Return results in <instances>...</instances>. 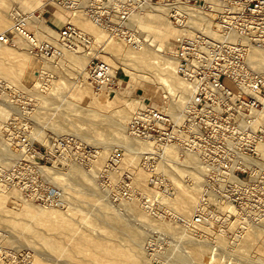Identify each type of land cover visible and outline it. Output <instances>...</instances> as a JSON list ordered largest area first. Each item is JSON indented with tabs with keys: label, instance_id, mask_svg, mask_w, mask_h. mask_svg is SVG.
<instances>
[{
	"label": "rangeland",
	"instance_id": "obj_1",
	"mask_svg": "<svg viewBox=\"0 0 264 264\" xmlns=\"http://www.w3.org/2000/svg\"><path fill=\"white\" fill-rule=\"evenodd\" d=\"M27 7L29 10H27ZM16 9H19L24 17H27L34 12L35 15L42 20V30L44 33L53 38H56V34H58L59 31L70 21L79 30L93 39L94 45L92 49L87 52V59L93 57L97 52L102 56L100 60L106 61L108 58L107 64L111 63L110 65L113 70L118 71V81L115 90H111V92H108L107 90L97 91L91 84L87 74L86 68L88 66V61L86 62L87 64L85 63V68H82L79 59H77V63H74L69 60V57H67L72 55L75 58V56L79 55L84 59L83 55L80 53H70V50L68 51L67 49L63 51V54H66V56L58 55L54 52L53 56L48 57L47 60L44 61L45 58L33 57V55L29 53L27 46L24 47L19 45L18 41L13 45H2L3 49L7 51L5 53H0V82L4 84V88L0 91V108H6L7 110L5 111L7 114L0 116V166H3L6 171H10L17 165L16 159H18L19 153L12 143L10 144L14 149L12 150L13 153L10 155L4 154L8 147L6 146L3 132L4 124L9 121L10 118L16 116L17 119L26 120L30 127L29 132L35 142L34 145L38 150L43 151L44 153L48 152L49 148L52 146V142L57 137L74 136L78 141H81V144L85 147L84 155L77 150L76 147L67 143L65 145L63 144L64 146L58 149L57 154H63V156L68 157V159H65V161L60 159V163L57 165L52 163L48 164L47 168L59 169L58 172L61 171L59 173H62L64 178V175H67L69 170H71V166H78L79 170L83 171V173L86 172V174H89L90 170H93L91 171L92 173L90 172L93 175L90 176V174H87V176H89L92 181L95 178L93 185L95 184L98 190L96 193H87L85 189H83L85 187L78 188V186L70 182L68 177H66V180L61 177V179L64 180L62 182L63 184L65 182L67 183L68 178V184L65 183L62 185L60 184L61 181L57 184L58 182L55 183L52 176H47V174L46 176H39L38 173L27 167L18 166L17 173L21 180L35 191L42 193L47 190V185L49 184L55 188L57 186V189L62 190L65 196V205L58 208L53 207L56 208V210L51 211L50 213L69 214L71 216H69L70 218H67L65 222L52 216L37 218L35 221L36 234H33L31 233L32 228H27L31 217L33 216V211L29 207L24 206L21 202L7 200V194L3 193L2 189H0V264H59V261L61 262L60 264H63V260L67 257L66 255H68L69 252H72V247L84 248L77 252L79 257H91L94 253L88 251V247L85 248V245H78V236L76 232H85V234L91 235L95 238L113 234L118 243L121 245H129L133 240L131 231L134 229H139L140 231L145 230L143 231L145 236L141 244V251L147 254L150 259L153 258L151 264H168L169 262L171 264L177 258L180 261L179 264H200L201 262L196 261L194 258L190 245L187 246L189 238L182 235L183 227H185L186 224L181 222L178 209L173 208L171 204H166V201L159 202L158 199L155 198L156 195H154L155 191L163 194L165 193L167 195H165V200H167L166 197H168L169 203L173 198L177 197L180 192H182V187L184 185L183 181L185 180L183 178L182 180L180 176L177 175V172L172 170H158L157 164H159V161L154 165L155 169L157 168V171L153 172L151 167L149 168L148 165H146L145 155L138 159H134L124 147L122 148V146L119 145L120 148L118 146L116 143L118 141V136L102 126V121L105 118L110 116L112 118L116 117L115 114L119 112L121 106L126 105V103L137 107L138 105L145 103L146 106L157 109L168 107L169 99H163V96L166 95L165 89L158 83L156 77H136L135 72H137L138 69L131 61H127L130 70L126 73L125 69L121 66V64L124 63L123 60L125 59V54L123 53L115 58L111 53V50H109V47L122 46L124 47L123 50L126 51L130 49V45L117 39H109L108 32L95 25L92 18L87 16L85 12L80 11L78 13H72L66 8H62L55 3H46L44 0H0V19L3 18L6 21L5 27L0 28V34L12 28L14 22L10 15L16 13ZM48 10H51L55 14V17L53 14L47 13ZM74 14H76L75 19L72 21ZM85 21L94 25L95 28L98 29V32L96 34L85 32L81 26V23ZM24 23L29 31L41 40H44L45 42L47 41L55 51L57 50L55 44L36 34L35 27L31 24L30 20H25ZM169 23L171 22L169 21ZM171 26L174 29L172 23ZM52 32H55V36H53ZM177 35L178 34H173L174 37L171 36L170 46L167 45L166 47L167 54L169 53L173 40ZM44 66L45 68H42ZM82 71L85 72L83 73ZM20 95L24 97L22 107L27 109V114L21 113V105L18 106L14 102V98H17ZM10 106L12 108H10ZM87 112L89 114H87ZM90 113L99 117V119L102 120H100L101 123H98L97 125L94 124L95 126L92 124L91 126V123L85 120V115H90ZM116 115H118V113ZM132 117L134 118V116H131V119L125 123L126 129L124 131L126 132H128L127 127L132 121ZM99 124L101 125L99 126ZM36 130H38V132ZM75 130L77 131V134ZM36 132L43 133L45 136H52L53 141H50L51 143L49 142L47 144L42 143L37 139ZM64 132H68L69 134H64ZM70 133H72V135ZM85 135L88 137L85 138ZM14 153L16 156H13ZM114 153L120 155L121 161L118 165L111 167V165H109L110 159ZM182 156H184L183 153H181V157ZM5 157L9 158L4 159ZM1 159H3V161ZM74 159L76 160L73 161ZM7 161H9L10 164ZM138 171H143L147 175L145 182L140 185L135 183V177ZM153 177H160L162 179V184L164 186H162L161 189H156L150 184ZM125 178L130 181L129 183H131L133 187L134 196L131 199H128L130 201L119 199L116 193ZM48 179L50 181H48ZM180 185L181 187H179ZM72 186H76V188L73 187L74 189H72ZM9 188H15V190L21 192L16 187H6L4 189L6 190L5 192H7V190L9 191ZM201 189L202 187L199 188L200 191L198 190L199 192L197 191L196 193L197 200L200 199ZM21 195L27 200V202H32L37 208H42V210L46 211L52 210V207L42 206L40 205L41 203L26 197L23 193H21ZM102 196H104L103 198L106 199V201ZM147 196L153 202V210L150 206L145 205V199L148 198ZM99 197L107 204L99 201ZM107 200L108 202L111 201L110 204L113 205V207H111ZM131 200L133 202H138L139 204L141 203L142 207L143 205L147 206V208L149 207L151 211L154 214H158L160 218L155 217V219H153L154 217L152 218L150 216V220L148 219L146 222L139 221L142 223V225H140V223L135 220V211L128 208L129 206L130 208L132 207L131 204L133 202ZM127 204L130 205L125 207ZM66 205L68 209H65ZM103 205L107 206L109 212L117 217L116 221L110 219V217H105L102 214ZM123 205L125 206L123 207ZM195 210L196 208L191 212L193 216ZM119 213L120 215H118ZM121 213L124 215L125 220H123ZM193 216H190L189 218L190 224L192 223ZM158 218L160 220H157ZM133 219L135 221H131ZM235 220L236 216L234 215L231 223L228 225L230 228H227L229 232L226 231L227 233L225 232V235H223V237L231 244L235 242L233 240L235 239V231H241L245 234L244 229H241L243 227L239 225L232 226ZM159 221L161 222L159 223ZM162 222L166 224H163ZM132 223L134 225L138 223L136 228ZM161 223L166 226H163L165 227L164 229L160 226ZM169 227H171L170 229L172 231ZM173 227H176L175 230L177 229L176 231H179V234L172 229ZM191 227H194V224ZM257 228L260 230L258 229L259 232L257 230V239L254 240V243L252 242V247L247 249L242 242L237 243L238 241H236L235 244L237 243V247L235 250L238 252L233 254H224V252L217 251L215 248L213 249V254H217V256H215V260L209 264H264V228L263 225H259ZM173 231L176 233V236ZM211 231L218 235H220L221 232L219 228L214 229L212 226ZM55 235H59V238L56 239V237H54ZM10 236H12V240L16 238L14 240L15 243H10V241H12ZM221 236H219V238H222ZM56 240H58V248L54 249ZM51 243V246L48 245ZM12 244H17L16 246L19 248L12 246ZM65 244H69L70 246L69 251H67L66 254L63 252ZM149 244H151V247H149ZM177 245H179V247ZM36 250L42 252L40 253L41 257H38L39 255L37 254V256L34 253ZM155 258L157 260H155ZM192 260H194V262ZM71 264L81 263L73 261ZM201 264H208V262Z\"/></svg>",
	"mask_w": 264,
	"mask_h": 264
},
{
	"label": "built area",
	"instance_id": "obj_2",
	"mask_svg": "<svg viewBox=\"0 0 264 264\" xmlns=\"http://www.w3.org/2000/svg\"><path fill=\"white\" fill-rule=\"evenodd\" d=\"M62 8H80L87 16L104 27L109 36L137 47L140 42L130 28L131 17L145 6L161 7L170 22L181 30L173 40L169 57L177 74L193 90L182 123L176 124L163 109L148 107L128 124L129 133L153 144L145 155L148 167L154 171L159 155L169 146L182 152H193L202 165L203 186L195 210L194 225H211L227 230L234 215L219 205V198L235 206L241 213V227L264 218V65L255 58L264 52V0H44ZM13 27L0 35V44L13 45L24 41L35 57L53 56L54 48L40 41L28 30L25 21L13 13ZM59 42L75 53L92 49L93 39L71 24L58 33ZM91 84L97 91L115 90L118 71L94 57L87 67ZM4 84L0 82V91ZM22 95L14 98L22 107ZM164 100L168 98L164 95ZM22 107L21 113L27 114ZM4 137L18 150L13 170L0 166V189L16 187L26 197L42 206L63 207L64 192L52 185L42 193L24 183L17 167L46 176L48 164L57 165L58 149L66 143L83 155L85 147L74 136L57 137L48 152L40 151L26 120L16 116L4 126ZM64 144V145H63ZM74 159L73 161H75ZM114 153L111 167L120 163ZM124 179L116 191L119 199L134 196L132 184ZM150 184L161 189L162 179L153 177ZM152 201L145 205L152 209ZM227 219V220H226ZM237 221V217L235 222ZM234 222V223H235ZM151 247V244H149Z\"/></svg>",
	"mask_w": 264,
	"mask_h": 264
},
{
	"label": "bare ground",
	"instance_id": "obj_3",
	"mask_svg": "<svg viewBox=\"0 0 264 264\" xmlns=\"http://www.w3.org/2000/svg\"><path fill=\"white\" fill-rule=\"evenodd\" d=\"M27 10H29L28 7H27ZM67 10L72 12V13H78L80 11H83L80 8H73V9H67ZM15 11L17 12L18 15H21L23 17L24 21L25 20L31 21V24L35 27L36 34L38 36H40L41 38H46L49 42L56 45V47H57L56 53L58 55L66 56V54H63V51L67 50V48H65L59 42V35L56 34V38H53V37L46 35V33H44V31L42 30L43 25H42V20L40 17H37L34 12H32L29 16L24 17L21 14V12L19 11V9H16ZM75 15L76 14L73 15L72 21L75 19ZM11 16L13 18L15 16V14L12 13L10 15V17ZM167 19L168 18L165 14V11L161 7H159V6H145V7H143L139 12L135 13L131 17V20H130V28L132 29L133 33L135 34L137 40H139V42H140L139 46H137V47L130 46V49H128L126 51L123 50L124 47H122V46L121 47L113 46L111 48L109 47V50H111V53L115 56V58L119 57L123 53L125 54V57H124L125 59L123 60L124 63H122L121 66L125 69L126 73H128V71L130 70V68L127 64V61H131L137 66V69H138V71L135 72L136 77H140V78L141 77H146V78H155L156 77L157 78L158 83L165 89V92H166L165 96L169 99L168 100L169 106L168 107H162V109L171 115V117L173 118V120L176 124H180L184 119L185 109L191 101V98L193 95V90L189 86V84H187L177 74L176 67H175L173 61L169 57V54L166 53L167 45L170 46L171 36H173V34L179 35L181 33V30L178 29L176 26H174V29H173V27L171 26V23H169L170 20L168 19L169 20L168 21ZM68 24L73 25L70 21L68 22ZM94 24L97 25L98 27H101L102 29H104V27L99 25L96 21H94ZM5 25H6V21L3 18H1L0 19V28L5 27ZM73 26L76 27L75 25H73ZM81 26L85 30V32H87V33L96 34L98 32V29H96L94 25H92L86 21L82 22ZM3 33L4 32H2L0 35H2ZM52 33H53V36H55V32H52ZM38 39L42 42H45L44 40H41L40 38H38ZM109 39H113V38H111V36H109ZM18 43H19V45L26 47V44L24 43V41L19 39ZM2 45L3 44H0V53L1 52L5 53L7 50L3 49ZM70 53H71V51H70ZM80 54L83 55L84 59L79 55L75 56V58L72 55L67 56V57H69L70 58L69 60L74 62V63H77V59H79L80 65H82V68H85L87 61H88V65H89L90 61L94 57H97L99 59H101V57H102L99 52L95 53V55L93 57L88 58V59H87V52L80 53ZM79 57H81V58H79ZM43 58H45V57H42V59ZM255 58L257 59V61H259L260 65H264V52H257ZM45 60H47V58H45L44 61ZM107 60H108V58L106 59V61H104L106 64H107ZM108 64L107 65L113 70V68L110 65L111 63H108ZM43 65H44V63H43ZM42 68H45V66ZM113 72L115 73L116 70H113ZM2 93H4V92H2ZM10 108H12V107L10 106ZM146 108H148V106H146L145 103L138 105V107L130 105L129 103H126V105L121 106V108L119 109V112L116 111L118 113V115H116L117 114L116 113L115 114L116 117H114V118H112L110 116L108 118H105L102 121L101 119H99V117L95 116L94 114H91L92 113V111H91L90 115H87V114H89L87 112V114L85 115V120L88 121L89 123H91V126H92V124H93V126H95L98 123H101V121H102L103 124L105 125L104 126L102 124V126L106 127L105 129L109 130L110 132H112L118 136V141L116 142L118 144V146L121 145L122 148L124 147L126 149V151L133 156L134 159H138L139 157H142L144 155L151 153L154 149V146L151 142L146 141V140H142V139L138 138L137 136H135L129 132L124 131L126 129L125 123H127L131 119V116H134V117L137 116L139 113H141V111H143ZM5 110H7V109L6 108L5 109L0 108V116H4L7 114V112ZM17 112H18V110H17ZM100 125L101 124H99V126ZM72 127H74V126H72ZM73 129H75V128H73ZM52 130H54V129H52ZM36 131L38 132V130H36ZM77 131H79V130H77ZM77 131H76V134H77ZM3 132H4V130H3ZM37 132H36V137L42 143L47 144L50 141L51 142L53 141L52 136H50V135L45 136V135H43V133H40L41 131L39 133H37ZM65 133L66 132H64V134ZM66 134H69V133L67 132ZM70 134L72 135V133H70ZM86 137H88V136L85 135V138ZM82 138H83V136H82ZM5 143H6V146L8 147V149H6L7 151L4 154H9V155L12 154L13 153L12 150H14V149L12 148L11 144L6 139H5ZM105 148H106V146H105ZM260 149L264 153V146H261ZM180 151L181 150L177 146H169V147L165 148L164 151L161 152V154L159 155V160H158L159 164H157V165H158V170L159 169L172 170L174 172H177V175H179L181 179L183 178L185 180V181H183L184 185L182 184L183 185L182 192L179 191L180 194H178L177 197L173 198L169 203H168V201H169L168 197H166L167 200H165V195H166L165 193L163 194L161 192L155 191L154 195H156L155 198L158 199L159 202H165L166 201L167 202L166 204H168V205L171 204V206H173V208L178 209L181 222L186 224V226L183 227L182 235L189 238V241H187V240H185V241L189 242V243H187V246L190 245L196 261H199L201 263H207L208 262V264L212 263L215 260V256H217V254L216 255L213 254V249H215V248H216L215 250L222 251V252H224V254L225 253H227V254L232 253L233 254L235 252H238L237 250H235V248L237 247V243H239V242H242L243 245L245 246V248H247V249L252 247L253 246L252 242L254 243V240L257 239L256 238L258 235L257 233L260 230L259 228H257V226L263 225V228H264V218L261 221L246 225L243 228H241V229H244L245 234L242 233L241 231H237V232L235 231V235H234L235 239H233V240L235 242L238 241L236 244H235V242H233L231 244L229 241H227L223 237V235H225L224 233L228 230H226V231L221 230L220 235H218V234H215L214 232L211 231V225H198V226L194 225V227H191L193 225V223H191L192 225L190 224L189 218H190V216H193L191 214L192 210L194 208H197V206L199 204V200H197V196H196L197 194L196 193L199 190V188H201L203 186L204 171H203L202 165L200 163V160H199V157L197 156V154H195L193 152H182V151L180 152ZM181 153H183V155H184L182 157H185V158L181 157ZM130 154H128V155H130ZM13 156H16L15 153ZM6 158L7 157H5L4 159H6ZM1 160L3 161V159H1ZM7 162L9 163V161H7ZM4 164H6V163H4ZM146 165H147V163H146ZM58 170L59 169H55V168H49V169L44 168L43 172L46 173L47 176L48 175L50 177L52 176L55 183L58 182L57 184H59L60 183L59 181H61L60 184L64 185L66 182L64 184L62 182L64 180H66V177H68L70 179V182L74 183L76 186H78V188L85 187L83 189H85V191L87 193H96L97 192L98 189H97L96 185L95 184L93 185V183L95 182L94 181L95 178L93 177L94 180L92 181L91 178L89 176H87L88 173L87 174H86V172L83 173V171L79 170L78 166H74V167L71 166V170H69V173L67 172L68 174L64 175L65 178L63 177L62 173L61 174L59 173L61 171L58 172ZM91 171H93V170H90V172ZM155 171H157V168L156 169L154 168L153 172H155ZM90 172H89L90 176L93 175V174H91L92 172L91 173ZM60 175H62V176H60ZM59 176H60V178H59ZM61 177H63L64 180H62ZM68 178H67L66 184H68V182H69ZM146 178H147V175L143 171H138L137 175L135 177V183L137 185L143 184L145 182ZM180 178H178V179H180ZM48 181H50V180L48 179ZM76 186H72V189L76 188ZM179 187H181V185ZM56 188H57V186H56ZM2 191H3V193L7 194V197H8L7 200H13V201L21 202L24 206L29 207L33 211V216L31 217V219L29 221L30 225L29 224L27 225L28 229L32 228L31 233H33V234L34 233L36 234L35 221L37 218H40V217L44 218V217L52 216V217H56L57 219L63 220L65 222V220H67V218H70L69 216H71L69 214L66 215V214H59V213H57V214L50 213L51 211L56 210V208H53V207H52V210H49V211L42 210V208L41 209L37 208L36 206H34V204H32V202H27V200H25V198H23V196L21 195V192L15 190V188L14 189L9 188V191L7 190V192H5L6 190H4V189H2ZM100 197L98 198L99 201H101V202H104V200L106 201V199L103 198L104 196H102V198L104 200L103 199L101 200ZM135 200H136V198H135ZM128 201H130V200H128ZM107 202H108V200H107ZM110 202H108V203L110 204ZM218 202H219V205L222 208H224L226 210V212H228L229 215H235L237 217V221L232 226H235L236 224H241L240 223L241 213L237 207L232 206L231 204L227 203L223 198H219ZM105 204H107V203H105ZM130 204H131V202H130ZM130 204H127V206H125L126 205L125 204V205H123V207L124 206L128 207V205H130ZM131 206H132L131 208H130V206L128 208L135 211L136 222L137 221L138 222L139 221L140 222H146V221H148L150 216L152 218L154 217L153 219H155V217L156 218L159 217V215L154 214L149 207L147 208V206L143 205V207H144L143 208L141 206V203L139 204L138 202H133L131 204ZM65 207H66L65 209H68L67 205ZM111 207H113V205H111ZM59 209H63V208H59ZM124 210H125V208H124ZM102 214L105 217H110V219H112V220H115V221L117 220V217L114 216L111 212H109V209L107 208V206L103 205ZM118 215H120V213ZM121 216L123 217V220H125L124 215H122V213H121ZM159 218L157 220H160ZM135 220L133 219L131 221H135ZM160 222L161 221H159V223ZM133 223H132V225H134ZM162 223L160 224V226H162V228L164 229L166 226L162 225ZM163 224H166V223H163ZM136 225H134L135 228H136ZM140 225H142V223H140ZM169 225H170V223H169ZM163 226H165V227H163ZM170 228L171 227H169V229ZM175 228L176 227H173L172 229L175 230ZM228 228H230V227H228ZM257 230H258V232H257ZM143 231H145V230H143ZM143 231H140L139 229L132 230L131 234H132L133 240H132L131 244H129V245H121L120 243H118V241L115 240V236L113 234H108L107 236H100V237L95 238V237H92L91 235L85 234V232H83V233L82 232L81 233L76 232V234L78 236L77 237L78 245H82V246L85 245V248L88 247V251H92L94 253V255L91 257L85 256V258H84V256L79 257L77 255V252L83 250L84 248L72 247L73 248L72 252H69V254L66 255L67 257L65 258V260H63V264H71L73 261H77L78 263H81V264L82 263L83 264H151L153 258L150 259L147 256V254H145L141 251V244H142V241H143L144 236H145V233ZM177 232L179 234V231H176V233ZM4 233H6V232H4ZM173 233H175V232L173 231ZM176 233H175V236H176ZM221 234H222V236H221ZM261 234H262V232H261ZM175 236H174V238H175ZM184 236H183V238L185 239ZM219 236H221L222 238H219ZM54 237H56V239H57V238H59V235H55ZM10 238H11V240L13 239L12 236H10ZM183 238H181V239H183ZM14 240H12V241L9 240V241H10V243L11 242L15 243ZM16 242H18V241H16ZM174 242H176V241H174ZM211 244H213V245H211ZM16 245L17 244H14V245L12 244V246H14V247ZM48 245L51 246L52 243L48 244ZM177 246L179 247V245H177ZM16 247H18V246H16ZM20 247H21V245H20ZM145 247H144V249H145ZM57 248H58V240H56L55 246H54V249H57ZM69 248H70L69 244H65V246L63 248V252L66 254L67 251H69ZM34 253L36 255L38 254L39 255V256L37 255L38 257H41L40 253H42V252H39L36 250ZM43 254H42V257H43ZM80 255H82V254H80ZM221 255H223V254H221ZM45 257H47V256H45ZM46 259H48V258H46ZM155 260H157V259L155 258ZM192 261L194 262V260H192ZM179 262L180 261L177 258L171 264H179ZM60 263L61 262L59 261V264ZM182 263H183V261H182ZM168 264H170V262Z\"/></svg>",
	"mask_w": 264,
	"mask_h": 264
},
{
	"label": "crops",
	"instance_id": "obj_4",
	"mask_svg": "<svg viewBox=\"0 0 264 264\" xmlns=\"http://www.w3.org/2000/svg\"><path fill=\"white\" fill-rule=\"evenodd\" d=\"M47 13H51V14H53L54 17H55V14H54L51 10H48ZM43 19H44V18H43ZM44 21H45V19H44Z\"/></svg>",
	"mask_w": 264,
	"mask_h": 264
}]
</instances>
